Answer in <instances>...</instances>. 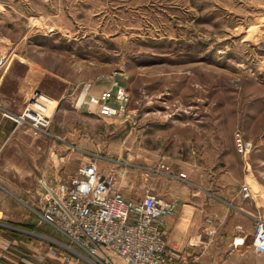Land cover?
Here are the masks:
<instances>
[{"label":"rangeland","instance_id":"rangeland-1","mask_svg":"<svg viewBox=\"0 0 264 264\" xmlns=\"http://www.w3.org/2000/svg\"><path fill=\"white\" fill-rule=\"evenodd\" d=\"M0 57V230L35 228L42 183L96 163L128 200L175 202L190 264H261L264 0H0ZM158 163L182 178H145Z\"/></svg>","mask_w":264,"mask_h":264},{"label":"built area","instance_id":"built-area-1","mask_svg":"<svg viewBox=\"0 0 264 264\" xmlns=\"http://www.w3.org/2000/svg\"><path fill=\"white\" fill-rule=\"evenodd\" d=\"M5 57H0V65ZM111 93L91 99L101 116L116 115L110 105ZM32 127L42 134L49 126L43 114L27 111ZM237 153L246 155L250 147L235 136ZM145 178L164 174L175 176L168 166L158 163L142 168ZM44 194L38 215L42 224L50 227L62 242L52 241L44 257H63L67 264H190L186 257L171 250L165 240V220L175 214V202L155 195L139 200L126 199L115 187V175L101 174L96 163L81 165L74 176L54 185L42 183ZM240 198L253 201L252 188L240 187ZM3 213L0 211V225ZM254 222L252 249L264 256V219Z\"/></svg>","mask_w":264,"mask_h":264},{"label":"crops","instance_id":"crops-1","mask_svg":"<svg viewBox=\"0 0 264 264\" xmlns=\"http://www.w3.org/2000/svg\"><path fill=\"white\" fill-rule=\"evenodd\" d=\"M2 123V120H0V128L3 125ZM152 195L161 198V196H159L158 194ZM238 195H240V190ZM256 210L259 213L258 216L262 217L261 213L264 214V207H257ZM252 217L255 216L252 215L251 218ZM183 221H185L183 218L166 219L164 236L167 246L171 250H174L183 257H186V251L188 250L186 249V235L183 230ZM42 225L46 226L39 221L35 225V228H38ZM46 227L51 229L48 226ZM35 228L21 230H13L11 228H7V231L0 230V264H67L63 257H44L43 262H39L37 260L38 258H43V256H45L46 254V251L50 247H53L51 243L52 241L62 242V239L61 241H59L54 238L48 237L47 235L36 231ZM52 232L56 236H58L53 230ZM259 257H262L263 260L261 264H264V256Z\"/></svg>","mask_w":264,"mask_h":264},{"label":"bare ground","instance_id":"bare-ground-1","mask_svg":"<svg viewBox=\"0 0 264 264\" xmlns=\"http://www.w3.org/2000/svg\"><path fill=\"white\" fill-rule=\"evenodd\" d=\"M1 58H4V57H1ZM93 106V105H92Z\"/></svg>","mask_w":264,"mask_h":264}]
</instances>
